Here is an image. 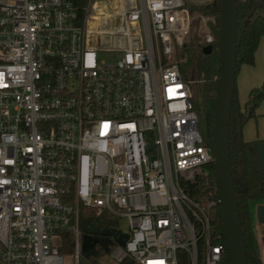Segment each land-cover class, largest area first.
Segmentation results:
<instances>
[{"label":"built area","instance_id":"1","mask_svg":"<svg viewBox=\"0 0 264 264\" xmlns=\"http://www.w3.org/2000/svg\"><path fill=\"white\" fill-rule=\"evenodd\" d=\"M93 4L80 17L71 0H0V264H80L81 207L128 219L112 264H179V251L190 264H225L226 239L212 230L218 195L189 193L214 163L196 80L179 61L191 7L122 0L123 46L102 47L90 39ZM101 50L122 56L105 62Z\"/></svg>","mask_w":264,"mask_h":264},{"label":"trees","instance_id":"2","mask_svg":"<svg viewBox=\"0 0 264 264\" xmlns=\"http://www.w3.org/2000/svg\"><path fill=\"white\" fill-rule=\"evenodd\" d=\"M75 5L79 16L84 15V7L88 0H71ZM221 0H210L203 5L191 7L193 11L211 16L218 24L220 17ZM238 28H237V58L236 76L239 68L243 64H254L255 53L261 38H264V0H238ZM202 26V25H201ZM200 26V27H201ZM202 31V30H201ZM193 42L191 61L193 74L201 82L200 90L193 87L194 106L196 111L204 112L207 119L206 141L213 146V124L215 113V97L217 91L218 75V49L217 41L211 45V51L206 52L203 37L197 38ZM186 43L183 47H187ZM264 101V81L252 87L248 94V99L241 106L238 98V89L235 83V90L232 99L230 113V163L235 188V196L240 212V220L243 227V235L246 245L247 264H264L260 251L254 221L250 216L252 202L264 203V180L262 170L257 158L255 145L264 140H246L244 138V128L247 122L258 117V108ZM206 177L198 178L189 189V193L195 197L217 196L215 175L213 165ZM87 221L97 226L100 230L118 231V225L112 215L103 210L99 212L97 208H80V225L84 231ZM212 230L214 234L220 233L225 240L223 221L220 213V206H216L212 211ZM110 244H99L94 250L83 256L88 264H101L100 257L115 245L112 237H108ZM59 248L62 253H72L74 250V236L71 231L61 232V244ZM179 264H190V259L185 251L178 253ZM225 264H230L229 256L225 257Z\"/></svg>","mask_w":264,"mask_h":264},{"label":"water","instance_id":"3","mask_svg":"<svg viewBox=\"0 0 264 264\" xmlns=\"http://www.w3.org/2000/svg\"><path fill=\"white\" fill-rule=\"evenodd\" d=\"M238 0H221L218 24L209 21L208 26L214 33L218 49L217 91L213 124L212 152L214 155L213 170L220 200V213L223 221L230 264H247L246 245L240 212L235 196L234 181L230 163V113L236 83ZM211 46L205 48L211 51ZM262 179L264 180V142L255 145ZM260 222L264 223V203L256 208ZM93 234L113 237L114 241L125 245L128 234L122 231L100 230L87 221L82 242V255L91 253L99 240ZM80 264H88L83 258Z\"/></svg>","mask_w":264,"mask_h":264},{"label":"rangeland","instance_id":"4","mask_svg":"<svg viewBox=\"0 0 264 264\" xmlns=\"http://www.w3.org/2000/svg\"><path fill=\"white\" fill-rule=\"evenodd\" d=\"M189 6L196 7L199 5H203L205 2L210 1V0H186ZM196 5V6H195ZM101 10L103 11H108L111 9V7L108 5H101ZM203 18H208L211 21H214V18L211 16H206L204 14H199L193 11V27L191 30V34L189 37V40L187 42L188 46L183 47L179 51V61L181 63L182 70L184 72V75L189 78V79H195L196 83L193 85L195 88V85L197 87V90H200L201 88V82L199 79L195 77L193 74V65L191 61V56H192V46H189L193 42H199L197 41V38L203 37L202 34V19ZM201 26V27H200ZM122 56V52L120 51H115V50H101L98 53V57L100 60H103L105 62H115L117 61L120 57ZM264 81V38H261L258 48L255 53V61L254 64L249 65V64H243L239 68V72L237 73L236 76V85L238 89V98L239 102L242 107H244L247 99H248V94L249 91L252 87L260 85ZM258 113L260 114L256 118L250 119L247 124L245 125L244 128V138L246 140H254L259 137V135H262L264 137V101L260 104L258 108ZM197 114L199 116V123H200V129L206 137L207 134V119L204 114V112H198ZM207 172L211 171V168H206ZM256 206L252 204L251 207V218L254 221V228L255 232L257 235L260 251L262 254V251H264V227L261 223H257V217H256ZM118 229L121 230L124 233H129L130 231V223L127 218L122 217V218H115ZM259 227H263V229L259 230ZM260 236V237H259ZM261 238V239H259ZM65 254H70V253H65ZM100 262L101 264H112L111 261L109 260V255L107 252L104 253L103 256L100 257Z\"/></svg>","mask_w":264,"mask_h":264},{"label":"bare ground","instance_id":"5","mask_svg":"<svg viewBox=\"0 0 264 264\" xmlns=\"http://www.w3.org/2000/svg\"><path fill=\"white\" fill-rule=\"evenodd\" d=\"M102 4L109 5L111 9L108 11L101 10ZM122 9V0H94L90 16V39H94L95 45L102 47L123 46ZM92 32L95 34L93 35Z\"/></svg>","mask_w":264,"mask_h":264},{"label":"crops","instance_id":"6","mask_svg":"<svg viewBox=\"0 0 264 264\" xmlns=\"http://www.w3.org/2000/svg\"><path fill=\"white\" fill-rule=\"evenodd\" d=\"M254 140H264V137L262 136V135H259V137L257 138V139H254ZM252 204H254L256 207L255 208H257V206L259 205V204H262V203H257V202H252L251 203V207H252ZM256 210V209H255ZM256 212V217H257V223L259 224V223H261L262 225H263V227H264V223L263 222H260V220H259V217H258V214H257V210L255 211ZM250 216H251V208H250ZM263 227L261 226V227H259V225H258V229L259 230H261V229H263ZM260 237V236H259ZM259 239H261V238H259ZM262 257H263V260H264V251H262Z\"/></svg>","mask_w":264,"mask_h":264},{"label":"flooded vegetation","instance_id":"7","mask_svg":"<svg viewBox=\"0 0 264 264\" xmlns=\"http://www.w3.org/2000/svg\"><path fill=\"white\" fill-rule=\"evenodd\" d=\"M92 237L95 238L96 240H99V242L96 244V246L99 244L108 245L111 242L108 239V237H110V236H103L101 234H93Z\"/></svg>","mask_w":264,"mask_h":264}]
</instances>
